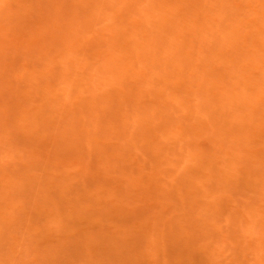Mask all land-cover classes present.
Masks as SVG:
<instances>
[{
  "label": "rangeland",
  "instance_id": "obj_1",
  "mask_svg": "<svg viewBox=\"0 0 264 264\" xmlns=\"http://www.w3.org/2000/svg\"><path fill=\"white\" fill-rule=\"evenodd\" d=\"M0 264H264V0H0Z\"/></svg>",
  "mask_w": 264,
  "mask_h": 264
}]
</instances>
